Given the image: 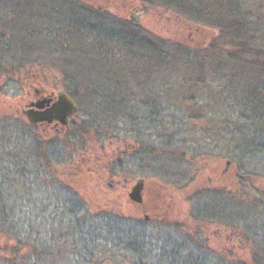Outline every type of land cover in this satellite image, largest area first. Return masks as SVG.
I'll return each instance as SVG.
<instances>
[{"label":"rangeland","instance_id":"1","mask_svg":"<svg viewBox=\"0 0 264 264\" xmlns=\"http://www.w3.org/2000/svg\"><path fill=\"white\" fill-rule=\"evenodd\" d=\"M83 1L103 16L138 23L133 30L145 31L153 47L113 45L111 73L98 84L90 77L91 98L77 102L71 131L84 122L81 137L45 139L22 114L35 87L75 90L66 73L46 70L2 83L0 159L10 178L0 203V264H137L105 242L87 249L78 232L111 213L132 221L147 214L151 220L141 228L147 241L179 244L202 195L242 215L234 224L255 242L238 243L231 256L218 247L199 252L196 263L249 262L254 247L264 251V60L255 59L264 58V0H230L236 6L226 25L221 16L212 21L224 25L205 23L186 0ZM110 103L111 115L101 111ZM138 179L146 182L142 207L129 198ZM201 231L229 240L221 227Z\"/></svg>","mask_w":264,"mask_h":264},{"label":"trees","instance_id":"2","mask_svg":"<svg viewBox=\"0 0 264 264\" xmlns=\"http://www.w3.org/2000/svg\"><path fill=\"white\" fill-rule=\"evenodd\" d=\"M186 2L190 6L191 13L204 15L203 21L209 25L223 24V22L214 23L212 20L215 16H221L225 25L231 22L232 17L228 15L230 10L235 11L236 6L230 0H213V5L209 0H186ZM12 6L20 9L14 10ZM215 11H218L217 15H213ZM102 13L100 9L93 8L83 0H10V3L8 0H0V101L4 97L2 86L4 81H13L19 75L28 76L29 73H43L49 70L66 73L71 77V82L74 79L75 90L66 92L76 103L85 104L91 98L88 93L93 80L90 81V77L93 76V79L95 77L94 84H98L103 77L111 73L114 57L109 56V53L115 50L113 45L118 44L124 49L133 50L138 45L143 49L153 47L152 40L143 35L146 34L145 31L139 30L142 33L139 35L133 30L141 28L138 23L124 22L119 17L103 16ZM208 14L212 19L205 17ZM260 56H256V62L258 59L264 60ZM57 57H60L59 60L49 61ZM57 61L60 63L57 64ZM40 62L42 64H39ZM113 100L116 99L111 98L109 102L112 103ZM111 103L106 106L107 108L104 106L101 111L111 115L112 111L109 110ZM80 126L81 129L71 131L75 137H81L85 131H88L84 122ZM29 128L34 130L31 126ZM46 156L47 154L44 157ZM3 165L5 163L0 159V203L5 202L2 196L4 180L10 178L4 173ZM6 165L11 166V163ZM202 196L196 198L195 206L201 211L197 212V216H193L194 225L186 228L190 229V234L185 236L181 234L179 244L155 243L151 239L147 241L141 229L144 226L143 221H132L118 214L112 215L113 213L109 214L107 219L105 216L102 217L98 226L88 228L83 234L79 231L78 234L81 237L84 235L87 249L89 246L94 252L95 242H105L110 247L130 254L137 264H197L196 254L199 252L213 253L212 249L218 247L220 251L231 256L233 254L231 251L235 250L238 243L240 244L238 246L246 247L255 242L246 231L245 233L240 231L242 226L234 224L242 218L240 217L242 215L235 218L230 214L229 206L227 209L222 203L218 204V200L209 197L204 199L205 196ZM230 204L232 205V202ZM235 205L242 207L241 210L247 208L242 202H237ZM184 224L186 223L181 224L182 229ZM262 225L264 227V224ZM194 226L196 229L193 228ZM213 227L225 229L229 240L221 243L219 241L221 239L218 238L219 233L206 231L208 235H204L201 231ZM261 236L264 239V236ZM227 242L229 247L225 245ZM231 248L233 250H230ZM249 253L250 263L240 261L236 264H264L263 250L254 247ZM150 260L152 261L149 262Z\"/></svg>","mask_w":264,"mask_h":264},{"label":"water","instance_id":"3","mask_svg":"<svg viewBox=\"0 0 264 264\" xmlns=\"http://www.w3.org/2000/svg\"><path fill=\"white\" fill-rule=\"evenodd\" d=\"M38 110L27 109L23 110L22 114L27 118V121L32 125H38L43 122L52 123L54 121L61 122L69 129L71 118H74L79 107L77 103L67 94L66 91L60 90L58 93V102L49 110L42 111L41 105H37ZM228 166L231 164L227 162ZM144 180L139 179L129 193V198L134 203H142V192L144 190Z\"/></svg>","mask_w":264,"mask_h":264},{"label":"flooded vegetation","instance_id":"4","mask_svg":"<svg viewBox=\"0 0 264 264\" xmlns=\"http://www.w3.org/2000/svg\"><path fill=\"white\" fill-rule=\"evenodd\" d=\"M28 86L31 89L32 85L29 84ZM58 93L59 92L56 93L55 91L41 90L40 87H35L33 89V92H31L29 94L23 109H25V110H27V109L38 110L37 105H41L42 106L41 110L43 112L46 110H49L58 102ZM74 120H75L74 118H71L69 129L59 121H54L52 123L43 122V123H40L38 125H31L28 123L27 125L31 126L37 132H40L43 138L51 140V139L63 137V136H66L67 134H69L71 132V127L74 125ZM121 161L122 160L120 159V160H118L117 163L121 164ZM230 166H231V164L229 166L227 164L226 168L223 170L221 175L224 176L225 174H227ZM144 182H145V180H144ZM145 185H146V182L144 184V190H145ZM144 190L142 192V203H134L133 202L135 205H137L139 207H142L144 204V200H145L144 199ZM150 220H151V217L149 215L145 214L143 222L148 223V222H150Z\"/></svg>","mask_w":264,"mask_h":264}]
</instances>
